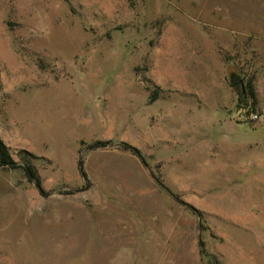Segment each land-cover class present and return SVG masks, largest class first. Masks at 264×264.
Returning <instances> with one entry per match:
<instances>
[{"label": "rangeland", "instance_id": "obj_1", "mask_svg": "<svg viewBox=\"0 0 264 264\" xmlns=\"http://www.w3.org/2000/svg\"><path fill=\"white\" fill-rule=\"evenodd\" d=\"M0 139V264H264V0H0Z\"/></svg>", "mask_w": 264, "mask_h": 264}, {"label": "trees", "instance_id": "obj_2", "mask_svg": "<svg viewBox=\"0 0 264 264\" xmlns=\"http://www.w3.org/2000/svg\"><path fill=\"white\" fill-rule=\"evenodd\" d=\"M243 95H245L246 98L251 100L253 105H256L257 97H256V93H255V90H254V87L252 86V84H249L247 87H245V91H243ZM125 147H126V149L132 151L136 155H139L138 150H136L130 146H125ZM0 166L1 167L8 166V167H12V168L16 167V163L12 157V154L10 153V149L3 143V141L1 139H0ZM22 169L24 170L29 181L36 184L40 193H44V188L42 186L41 178H40L38 172L36 171V168L32 164H28V165H25L24 167H22ZM80 170H81L83 176H85V173L83 172L82 165H80ZM201 247H203V243H201ZM204 253L205 252L201 249V254L204 255Z\"/></svg>", "mask_w": 264, "mask_h": 264}, {"label": "water", "instance_id": "obj_3", "mask_svg": "<svg viewBox=\"0 0 264 264\" xmlns=\"http://www.w3.org/2000/svg\"><path fill=\"white\" fill-rule=\"evenodd\" d=\"M239 80H240V78H239L238 76H235V77H233V78L231 79V83H232V84H235V83H237Z\"/></svg>", "mask_w": 264, "mask_h": 264}]
</instances>
